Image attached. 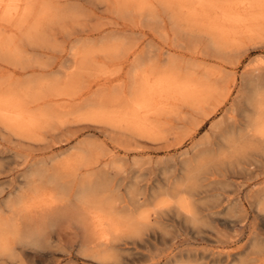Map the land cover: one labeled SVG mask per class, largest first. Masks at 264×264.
Segmentation results:
<instances>
[{
  "label": "rangeland",
  "instance_id": "374dc122",
  "mask_svg": "<svg viewBox=\"0 0 264 264\" xmlns=\"http://www.w3.org/2000/svg\"><path fill=\"white\" fill-rule=\"evenodd\" d=\"M262 66L264 0H0V264H264V130L203 173Z\"/></svg>",
  "mask_w": 264,
  "mask_h": 264
},
{
  "label": "bare ground",
  "instance_id": "6f19581e",
  "mask_svg": "<svg viewBox=\"0 0 264 264\" xmlns=\"http://www.w3.org/2000/svg\"><path fill=\"white\" fill-rule=\"evenodd\" d=\"M199 1V0H198ZM13 3V2H12ZM32 10V9H30ZM42 13V12H41ZM240 16V15H239ZM26 20V18H25ZM23 21V20H22ZM237 22V21H236ZM41 24V23H40ZM40 26V25H39ZM38 30V29H37ZM74 67V66H73ZM264 67V66H262ZM255 77L256 76H259V72L258 71V68L257 67H252V70H251ZM264 72V71H263ZM264 76V75H263ZM258 79V77H257ZM261 80V79H260ZM255 95L249 100V106H247V108H235V110H231L232 113L229 115V124L227 125V122H226V125H227V128H226V133L229 132L227 134L228 137L224 136V138H227L226 141H225V145H226V149L225 151H223V153H221L219 155V157L216 159V160H213V161H208L209 162H212V165L210 168H208L207 170L205 169V171H203V173L208 176L209 178V175H228V172H230V170H228V166L226 165H229V166H236V165H240V164H243L245 162H249L250 161V157L248 156V152H249V149L254 146V143L252 142V138L254 137H257V132L260 130H264V93L260 90V86H261V83L258 81L255 80ZM162 85V84H161ZM160 91V90H159ZM152 92V91H151ZM150 93V92H149ZM160 94V93H159ZM254 94V93H253ZM144 96V95H143ZM150 101V100H149ZM150 105V104H149ZM215 108V107H214ZM216 110V109H215ZM213 111V110H212ZM234 111V112H233ZM247 112V113H246ZM212 113V112H211ZM40 116V115H39ZM21 117V116H20ZM137 119V118H136ZM225 120H226V117H225ZM228 120V119H227ZM225 123V122H224ZM12 126V125H11ZM34 126V125H33ZM218 129H216L217 131ZM220 130V129H219ZM218 132V131H217ZM223 132V131H221ZM220 133V131H219ZM214 135V134H213ZM218 135L221 136V134H217V139H218ZM225 135V134H224ZM264 137V135H263ZM212 138V137H211ZM223 138V139H224ZM221 139V138H220ZM214 140V139H213ZM219 140V139H218ZM222 140V139H221ZM220 140V141H221ZM258 140V139H257ZM215 142V141H214ZM211 143V142H210ZM212 144V143H211ZM216 144V143H215ZM219 144V143H217ZM214 145V144H213ZM224 145V146H225ZM221 146V144L219 145ZM217 147V146H216ZM211 149V148H210ZM215 149V148H214ZM213 149V150H214ZM212 150V151H213ZM219 152V151H218ZM216 154V153H215ZM197 156V155H196ZM209 156V155H208ZM261 156V155H260ZM196 159V157H195ZM253 159V158H252ZM207 160V159H206ZM254 160V159H253ZM256 160V158H255ZM200 161V160H199ZM263 162V161H261ZM194 163V162H193ZM199 163V162H198ZM222 163V164H221ZM211 164V163H210ZM219 165H222V167L219 168ZM192 166L194 164H191ZM200 165V163H199ZM198 165V167H200ZM208 165V164H207ZM205 166V165H204ZM194 168V166H193ZM191 169V167H190ZM242 169V168H241ZM246 169V168H245ZM235 170V169H234ZM244 171V170H243ZM242 171V172H243ZM234 172V171H233ZM202 172L200 169H197L195 170V173H194V176L195 178L197 179L199 177V175H201ZM230 174V173H229ZM236 174V173H235ZM226 175V176H227ZM234 176V175H233ZM203 177V176H202ZM217 178H219L218 176H216ZM188 178V177H187ZM191 178V177H190ZM229 178V177H228ZM97 179V178H96ZM221 180V179H220ZM223 180V179H222ZM221 180V181H222ZM225 180V179H224ZM86 181V179H85ZM99 181H100V178H99ZM187 181V180H186ZM189 181V180H188ZM201 181V180H200ZM213 181V179H212ZM218 181V180H217ZM101 182V181H100ZM99 182V183H100ZM104 182V181H103ZM203 182V181H202ZM219 182V181H218ZM88 183V182H87ZM224 183V181H223ZM242 183V182H240ZM203 184V183H202ZM208 184V183H207ZM230 184V183H229ZM64 185V184H63ZM101 185V184H100ZM221 185V183H220ZM240 185V184H239ZM206 186V184L204 185ZM222 186H224L222 184ZM236 186V185H234ZM232 186V187H234ZM105 187V186H104ZM238 187V186H237ZM101 188H103V186H101ZM105 189V188H103ZM102 189V190H103ZM205 189V188H204ZM237 189V188H236ZM223 190V189H222ZM225 190V189H224ZM177 195H178V199H177V196H176V206L174 208L177 207V210H183V208L185 207V210H187L186 208V200L188 199V197H192V196H195L197 194H200L202 192V189L199 187L198 184H196L195 181L193 182H184L177 186V190H175ZM235 191V189L233 190L232 189V192ZM237 191V190H236ZM241 191V190H240ZM249 191V190H248ZM231 192V193H232ZM89 193V192H88ZM235 193V192H234ZM100 194V193H99ZM221 194V193H219ZM262 194V193H261ZM94 195V194H93ZM204 195V194H203ZM81 196V195H80ZM173 196H174V193H173ZM222 196V195H221ZM258 196V195H257ZM261 196V195H260ZM264 195H262V198ZM90 197H91V193H90ZM89 197V198H90ZM198 197V196H196ZM223 197V196H222ZM82 199V198H80ZM84 199V198H83ZM95 199V198H93ZM192 199V198H191ZM200 199V198H199ZM219 199V197L217 198ZM223 199V198H222ZM86 200V199H84ZM89 200V199H88ZM96 200V199H95ZM195 200V198H194ZM225 200H226V197H225ZM229 199H227L228 201ZM83 201V200H82ZM91 201V200H90ZM94 201V200H93ZM189 201V200H187ZM193 202V201H192ZM95 203H98V202H95ZM190 203V201H189ZM93 204V203H92ZM91 205V204H90ZM89 205V206H90ZM108 205V204H107ZM194 205V204H193ZM190 206V205H189ZM191 207V206H190ZM193 207V206H192ZM195 208V207H193ZM103 209V208H101ZM190 209V208H189ZM161 210V209H160ZM198 211V210H196ZM182 212V211H181ZM186 212V211H185ZM194 212V211H193ZM112 213V212H111ZM144 213V211L142 212ZM184 213V212H182ZM187 213V212H186ZM184 213V214H186ZM192 214V217H191V214ZM190 213H187L189 217V214H190V217L189 219L191 218V220L194 219V216H193V213L190 212ZM197 213V212H196ZM118 215V214H116ZM194 215L196 216L197 214H195L194 212ZM142 216V215H141ZM259 216V215H258ZM118 217H120V215H118ZM23 218V217H22ZM21 218V219H22ZM196 218V217H195ZM18 219V218H17ZM17 219H14L13 220V223H12V226H13V229H15L16 232H20L21 231V228L22 226H20V222H17L16 220ZM24 219V218H23ZM126 220V218H123ZM122 219V220H123ZM134 219V218H133ZM195 220V219H194ZM133 221V220H131ZM196 221V220H195ZM121 222V221H120ZM129 223V222H128ZM127 223V224H128ZM197 223V222H196ZM122 224V223H121ZM129 225V224H128ZM131 226V224H130ZM135 227V226H134ZM6 229V228H5ZM4 229V230H5ZM132 231H135L133 229H131ZM137 230V229H136ZM257 232V231H256ZM238 236V234H237ZM236 236V237H237ZM233 237V236H232ZM222 240H224L222 238ZM221 240V241H222ZM229 240V239H228ZM227 240V241H228ZM7 240H5V238L3 237V232H0V247H7L8 244L6 242ZM226 241V242H227ZM225 242V241H224ZM231 242V241H230ZM2 249V248H1ZM2 249V250H3ZM7 249V248H6ZM15 253V252H14ZM85 259V258H84Z\"/></svg>",
  "mask_w": 264,
  "mask_h": 264
}]
</instances>
